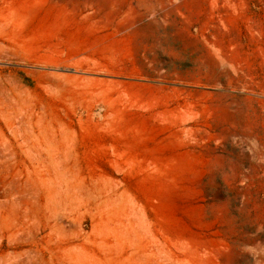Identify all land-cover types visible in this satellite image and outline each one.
<instances>
[{
    "label": "rangeland",
    "instance_id": "rangeland-1",
    "mask_svg": "<svg viewBox=\"0 0 264 264\" xmlns=\"http://www.w3.org/2000/svg\"><path fill=\"white\" fill-rule=\"evenodd\" d=\"M0 264H264V0H0Z\"/></svg>",
    "mask_w": 264,
    "mask_h": 264
}]
</instances>
